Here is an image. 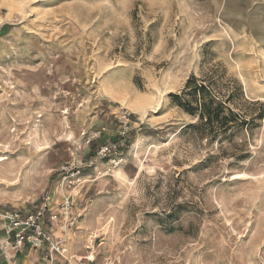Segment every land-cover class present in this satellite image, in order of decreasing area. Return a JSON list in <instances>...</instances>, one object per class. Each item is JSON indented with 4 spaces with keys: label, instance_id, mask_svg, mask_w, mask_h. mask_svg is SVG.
Here are the masks:
<instances>
[{
    "label": "rangeland",
    "instance_id": "rangeland-1",
    "mask_svg": "<svg viewBox=\"0 0 264 264\" xmlns=\"http://www.w3.org/2000/svg\"><path fill=\"white\" fill-rule=\"evenodd\" d=\"M210 72L254 120L229 140L170 98ZM45 195L69 264H264V0H0V215Z\"/></svg>",
    "mask_w": 264,
    "mask_h": 264
},
{
    "label": "built area",
    "instance_id": "built-area-1",
    "mask_svg": "<svg viewBox=\"0 0 264 264\" xmlns=\"http://www.w3.org/2000/svg\"><path fill=\"white\" fill-rule=\"evenodd\" d=\"M116 145L101 146L97 156L114 154ZM78 216L72 212V202L63 197L54 209L49 195L42 196L29 208L12 209L0 215V232L7 237V245L16 253L24 249L37 253V264H69L66 248V231L77 229ZM54 228H59L61 236H54ZM85 264H91L86 260ZM83 264V263H81Z\"/></svg>",
    "mask_w": 264,
    "mask_h": 264
},
{
    "label": "trees",
    "instance_id": "trees-1",
    "mask_svg": "<svg viewBox=\"0 0 264 264\" xmlns=\"http://www.w3.org/2000/svg\"><path fill=\"white\" fill-rule=\"evenodd\" d=\"M218 79L220 75L216 72H210L201 79L190 76L179 94L170 95L176 107L196 119L186 129L210 142L229 140L254 123V120L249 122L232 109L234 99L240 94V86L234 81H228L225 96Z\"/></svg>",
    "mask_w": 264,
    "mask_h": 264
},
{
    "label": "crops",
    "instance_id": "crops-1",
    "mask_svg": "<svg viewBox=\"0 0 264 264\" xmlns=\"http://www.w3.org/2000/svg\"><path fill=\"white\" fill-rule=\"evenodd\" d=\"M26 250H27V249H25V251H26ZM22 253H23V252L21 251V252H18V253H16V254H18V255L20 254V255H21ZM24 259H26L27 261L24 260V261H23V264H28V263L30 264V262H31V260H32L33 258L27 256V257H25ZM80 259H81V258H80ZM82 259H83V258H82ZM0 264H12V263H7V262L5 261V262L0 263ZM15 264H17V262H16Z\"/></svg>",
    "mask_w": 264,
    "mask_h": 264
},
{
    "label": "bare ground",
    "instance_id": "bare-ground-1",
    "mask_svg": "<svg viewBox=\"0 0 264 264\" xmlns=\"http://www.w3.org/2000/svg\"><path fill=\"white\" fill-rule=\"evenodd\" d=\"M131 108V107H130ZM89 249V248H88ZM68 251V250H67ZM93 255V252H91V253H88V255L85 257V260L86 259H88V258H90V256H92ZM25 261H27L26 259H24ZM92 261V260H91Z\"/></svg>",
    "mask_w": 264,
    "mask_h": 264
}]
</instances>
